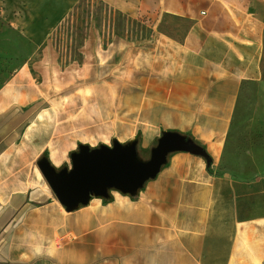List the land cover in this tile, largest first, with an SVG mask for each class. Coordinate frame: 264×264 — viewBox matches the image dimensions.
<instances>
[{
	"label": "crops",
	"instance_id": "obj_1",
	"mask_svg": "<svg viewBox=\"0 0 264 264\" xmlns=\"http://www.w3.org/2000/svg\"><path fill=\"white\" fill-rule=\"evenodd\" d=\"M80 1L5 0V17L45 47ZM99 1L145 15L149 36L85 41L51 85L32 72L45 58L0 84V264H264V172L232 164L248 162L234 133L264 90V0ZM109 106L128 115L131 136L78 139ZM100 155L141 177L58 199L54 188Z\"/></svg>",
	"mask_w": 264,
	"mask_h": 264
},
{
	"label": "rangeland",
	"instance_id": "obj_2",
	"mask_svg": "<svg viewBox=\"0 0 264 264\" xmlns=\"http://www.w3.org/2000/svg\"><path fill=\"white\" fill-rule=\"evenodd\" d=\"M8 1L12 2V0ZM74 12L68 21L50 35L45 47L37 48L6 19L5 0H0V84L5 82L4 80L23 62L45 58L44 66L33 63L32 72L35 81L45 80L51 85L50 83L59 80L60 74L65 76L64 70L67 66L71 63L76 65L82 60L81 51L85 41L95 42L100 38L106 45L115 36L122 37L130 46L132 39H145L149 36L145 27L147 26L145 15L135 19L126 18L99 0H81ZM163 21H170V25L177 26L183 31L189 25V22L183 19L165 17ZM176 36L180 37L182 33ZM83 84V81L75 82L79 89H82ZM113 99L109 100L113 101ZM95 102L96 100L93 101L92 106H97L99 110ZM112 108L113 106H109L107 114H101L102 118L99 113H93L91 122L86 127L91 128L78 129L77 138L84 142L88 141L92 147H96L102 143L110 145L115 139L130 137L131 131L127 128L128 115L125 113L118 115L112 112L114 110ZM239 117L242 127L235 131L232 145L239 154L245 155L248 162L236 159L232 164L235 167L245 164L250 170L264 172V90L256 91L245 101ZM250 154L256 155L252 156L253 160H248ZM224 164L227 167V163Z\"/></svg>",
	"mask_w": 264,
	"mask_h": 264
},
{
	"label": "water",
	"instance_id": "obj_3",
	"mask_svg": "<svg viewBox=\"0 0 264 264\" xmlns=\"http://www.w3.org/2000/svg\"><path fill=\"white\" fill-rule=\"evenodd\" d=\"M110 155V154H109ZM109 155L95 156L91 160L82 161L72 172L67 182H61L54 188L58 199L70 204L81 193L84 186L97 187L102 180L115 179L131 181L141 177L128 161L116 159Z\"/></svg>",
	"mask_w": 264,
	"mask_h": 264
},
{
	"label": "trees",
	"instance_id": "obj_4",
	"mask_svg": "<svg viewBox=\"0 0 264 264\" xmlns=\"http://www.w3.org/2000/svg\"><path fill=\"white\" fill-rule=\"evenodd\" d=\"M74 13H75V12L73 11V13H72V14L69 16V18H68L67 20H69V19H70V17H71V16H72ZM67 20H66V21H67Z\"/></svg>",
	"mask_w": 264,
	"mask_h": 264
}]
</instances>
